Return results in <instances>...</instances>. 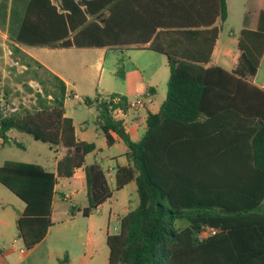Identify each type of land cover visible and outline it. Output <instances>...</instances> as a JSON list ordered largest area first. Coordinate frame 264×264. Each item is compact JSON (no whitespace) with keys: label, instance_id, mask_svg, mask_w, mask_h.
<instances>
[{"label":"trees","instance_id":"trees-1","mask_svg":"<svg viewBox=\"0 0 264 264\" xmlns=\"http://www.w3.org/2000/svg\"><path fill=\"white\" fill-rule=\"evenodd\" d=\"M56 1L30 0L15 37L9 35L11 42L149 50L163 55L168 68L165 98L156 113L147 112L145 131L136 142L112 116L116 109L127 111V98H94L105 143L115 134L131 164L117 169L114 191L134 182L137 197V205L105 238L107 264H264V90L251 81L264 56V9L255 30L239 33L237 65L226 72L205 67L217 38L215 27L158 33L153 27L146 38H136L128 8L121 18V0ZM217 11L223 22L225 0H217ZM12 50L28 60L22 62L26 68L43 69L52 90H44L32 112L5 114L0 107L2 145L23 148L8 139L7 132L14 130L50 150L66 149L55 174L37 164L6 161L0 166V185L24 204L16 229L23 249L30 250L52 225L57 177L69 178L83 168L87 205L71 206V216L88 218L112 190L99 164H84L95 145L75 138L73 122L64 115L65 83L18 48ZM116 75L125 78L121 66ZM204 227L216 232L198 239Z\"/></svg>","mask_w":264,"mask_h":264},{"label":"crops","instance_id":"crops-1","mask_svg":"<svg viewBox=\"0 0 264 264\" xmlns=\"http://www.w3.org/2000/svg\"><path fill=\"white\" fill-rule=\"evenodd\" d=\"M120 15L123 21L125 20V11L128 8V21L134 26V31L138 34L136 38H146L144 36L155 27V33L159 31H174L187 27L197 31L209 30L215 27L217 29V38L213 46L210 60L205 67H220L226 72H231L235 69L240 51L237 48L239 33L242 30H255L259 12L264 9V0H225L226 17L223 22L220 21L217 11V0H121ZM30 0H0V46L6 43L9 46L18 48L23 54L41 64L48 72L60 78L66 86L67 97L70 96V80L69 76L61 69L55 68L51 63L43 62L40 59L42 55L52 54L61 50H83V49H99L108 50L105 48H53L43 46H27L11 42L9 35H13V31H17L18 26L24 21L26 7ZM53 4H57L56 0H51ZM129 2V3H126ZM125 4H129L126 7ZM144 26V27H142ZM12 32V34H11ZM152 38V36H151ZM125 51V50H124ZM140 52H153L149 50H133ZM3 52H1L2 54ZM10 53V52H9ZM159 56H163L153 52ZM164 57V56H163ZM3 56L0 55V72L3 69ZM43 59V58H42ZM166 64V59L164 57ZM167 67V64H166ZM163 73L164 79L168 78V68ZM138 76L141 73L137 71ZM126 77V76H125ZM252 83L258 88L264 90V56H262L255 76L251 79ZM149 84L144 82L134 85L133 98L139 97L142 101L141 106L130 107L131 100L125 94L123 95L128 100V109L122 112L120 109L114 110L112 116L115 120L122 122L125 132L132 141H138L145 131V119L147 112L156 113L151 109V103L156 96V80L149 79ZM72 87H74L72 85ZM72 93V92H71ZM166 94V93H165ZM73 98H78L76 94L72 93ZM66 97V98H67ZM100 98V97H99ZM108 98V97H107ZM165 98V96H164ZM102 99V98H101ZM106 99V98H104ZM117 99V98H116ZM150 100L148 103L145 100ZM115 100V99H114ZM118 100V99H117ZM164 100V99H163ZM66 101V99H65ZM64 101V102H65ZM162 103V102H161ZM65 117H68L65 111ZM69 118V117H68ZM118 118V119H117ZM72 120V119H71ZM73 122V121H72ZM74 127V125H73ZM11 131L7 132L8 139L15 141L11 136ZM75 138L79 139L74 128ZM111 135L110 144H106L107 151H104L103 159L99 164L102 168L107 184L112 190L111 197L97 207V209L88 217L86 223V233L84 237V253L79 255L74 264H103L98 258L100 247L105 245V238L108 234L114 233V228L118 229L119 220L129 210L133 209L130 200L124 197L123 192L128 188L136 193V186L134 182H129L121 190L114 191L115 174L119 168L130 167L131 164L125 157L126 147H122L119 152L114 149L122 142L113 133ZM85 142V141H84ZM21 144V143H20ZM22 145V144H21ZM9 146L2 145L1 148ZM23 147V145H22ZM49 148V147H48ZM96 148V147H95ZM64 148H57L52 151L54 162L51 169L45 170L56 173V167L61 157L60 151ZM66 150V149H65ZM1 152V151H0ZM6 161L1 162L0 166ZM56 185L54 187L55 195L52 203L51 227L48 229L44 239L30 250H24L22 242L18 238L16 221L21 212L24 210V204L19 199H12L9 195L2 194L0 198V264H25L29 259L34 261V264H48L52 255V248L49 246L51 230L57 226L54 224L56 214L60 212L61 204L65 203L64 199L72 200L79 193H85L84 172L83 168L75 169L69 178H56ZM17 198V197H16ZM75 206V205H71ZM70 206V207H71ZM84 206L80 207L81 209ZM81 216L75 213L73 217ZM58 220L61 217L58 215ZM59 225V224H58ZM12 228L16 229V234H12ZM108 255V250H107ZM97 258V259H96ZM67 262V259H63ZM72 264L73 260H68Z\"/></svg>","mask_w":264,"mask_h":264},{"label":"rangeland","instance_id":"rangeland-1","mask_svg":"<svg viewBox=\"0 0 264 264\" xmlns=\"http://www.w3.org/2000/svg\"><path fill=\"white\" fill-rule=\"evenodd\" d=\"M1 48L2 46H0ZM1 52L3 53L1 54ZM1 52L0 55L3 56V69L0 72L1 110L5 114L22 113L23 110L34 111L39 99H44V90H52L46 72L33 65L31 68H26L22 62L28 60L15 54L6 41ZM42 56L41 61L53 64L55 68L63 70L69 76L70 90L78 97L73 98L72 93L69 92L70 96L66 98L64 106L67 116L73 121L79 139L93 143L96 147L93 153L85 157V165L95 161L101 163L104 151H107L104 135L97 123L94 98L104 99L111 94H125L133 100L134 85L142 82L149 84V79H155L157 94L153 98L151 109L158 111L166 93V78L164 79L163 73L167 71V67L164 57L153 52L73 49L56 51ZM119 66L125 72L124 79L116 75ZM32 71L37 72L40 83L35 81ZM137 71L141 73L142 77L138 76ZM86 101H89L91 106ZM149 101L145 100L147 103ZM11 136L20 142L23 148L12 144L1 148V162L14 161L37 164L47 169L52 168L55 154L49 150L47 145L34 141L27 134L16 131H11ZM122 147H124V143L120 142L114 151L119 152ZM65 154L66 150L62 149L59 155L62 157ZM2 194L9 195L12 199H18L0 185V198ZM122 195L131 201L132 208L137 205L134 191L128 188ZM64 202L53 221L57 226L52 228L49 238L53 256L48 264H70L68 262L70 259L74 264L76 258L84 253L83 243L87 220L82 216H71L70 206L75 205L79 208L86 206V194L79 193L72 200L69 196L64 199ZM58 215L61 217V221L58 220ZM14 233L16 234V229L12 228V234ZM98 258L103 264H107L106 245H101ZM63 259H67V262H63ZM25 264H34V261L29 259Z\"/></svg>","mask_w":264,"mask_h":264},{"label":"built area","instance_id":"built-area-1","mask_svg":"<svg viewBox=\"0 0 264 264\" xmlns=\"http://www.w3.org/2000/svg\"><path fill=\"white\" fill-rule=\"evenodd\" d=\"M117 99L113 100V102H116ZM130 107H136V106H141L142 105V101L139 97L135 96L134 100L132 102H130ZM1 141V140H0ZM117 229L114 228V231H116ZM215 230L209 228V227H204L202 228V230L197 234V238L198 239H205L207 237H209L210 235L215 234Z\"/></svg>","mask_w":264,"mask_h":264},{"label":"water","instance_id":"water-1","mask_svg":"<svg viewBox=\"0 0 264 264\" xmlns=\"http://www.w3.org/2000/svg\"><path fill=\"white\" fill-rule=\"evenodd\" d=\"M219 212H220V213H225L226 211H224V210H219Z\"/></svg>","mask_w":264,"mask_h":264}]
</instances>
